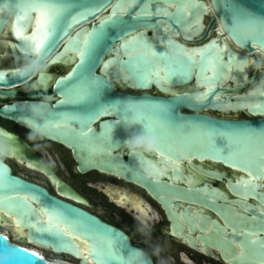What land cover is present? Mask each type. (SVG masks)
Listing matches in <instances>:
<instances>
[{
	"label": "water",
	"instance_id": "obj_1",
	"mask_svg": "<svg viewBox=\"0 0 264 264\" xmlns=\"http://www.w3.org/2000/svg\"><path fill=\"white\" fill-rule=\"evenodd\" d=\"M16 2L17 0H0V3L10 5H14ZM75 2L86 6L104 4L106 7L101 8L94 16L88 17L78 25H73L68 30V35L63 39L58 36L53 38L56 41V46L47 55V58L52 61L48 68L55 65L65 67L67 73L56 79L64 80L65 87H70L79 82L78 75L69 76V73H72L73 69L80 63V58L74 56L72 52L61 56L70 43L71 38L77 36L78 33L85 29L91 30L99 24L101 19L112 13L114 5L125 2V0H75ZM146 2L149 3L153 15L137 17V13ZM184 2L185 0H134L131 6L123 13L121 19L133 25L136 32L143 33L144 39L151 43L157 51L166 50V41L170 36L177 45L184 49L198 50L215 42L220 48L224 49L221 53V60L225 63L228 61L229 52L238 60L247 61L243 72L233 69L223 79H217L209 90L204 77H213L215 73L211 69L205 70L207 65L195 63L186 76L172 77L167 83H158L153 80L150 83L138 84L136 77L140 70L129 66L127 63L129 56L124 49L120 48L117 50L118 45L121 43L118 39L119 30L109 27L106 29L107 39L96 49L90 60L91 75L104 82L99 95L91 102L58 104L57 101L63 97L60 95L61 86L57 85L55 80L53 95L46 97L49 102L54 101L53 105L48 102L52 112L51 119L60 121L61 116L59 114H65L76 119L69 120L67 127L54 128L43 137L69 148L73 153L79 173L98 171L115 175L144 188L167 212L168 218L172 223L174 237L186 242L192 249L210 254L209 247L213 249L221 248L225 253V261L230 264H264V251L261 250L259 243L246 246L244 249L247 253L246 259H236L235 257L241 256L242 249L239 247L240 253L238 254L230 239L224 235L225 230L219 223L208 215L198 212L193 215L192 212L194 209L192 206H197L210 212L221 214L226 225L230 224L235 230L239 231L244 229L245 233L249 231L256 233L255 238L258 241H264V230H262L264 229V206H262L264 201L261 199L264 196V180L253 177L256 184L255 193L245 196L242 185L250 182L248 179L250 173L225 163L216 152L217 149L224 147L225 151H232L239 155V149L243 150L244 146L229 145L227 139L224 141L216 139L209 141L193 127V125L204 123L224 132L252 129L259 133L260 130H264V112L250 110L245 107V105L264 103V95H260V92L264 91V49L258 44L254 46L251 40L240 44L229 34L226 26L231 27V14L222 6V0H194L195 3L201 5L200 28L198 31L193 29L190 32H185V26L192 20L191 13L196 10L190 9L189 14L182 18L179 14L178 5ZM234 2L256 17H264V0H234ZM169 4L172 6L169 7ZM157 7L166 8L168 15H156L155 9ZM80 10L82 9H75V11ZM35 15L34 12L30 13L23 22L17 25V28L30 35L32 28L35 27ZM15 19V14L11 16L0 15V36L9 34L13 38L7 44V53L11 61L8 63L7 68L0 69V72L5 73V80L0 82V97L11 99L16 98V92L14 90L4 91V89L13 88L29 80L28 78L21 79L10 75L14 69L20 67L28 60L24 59V55L21 52L24 41L14 35L12 23ZM58 31L62 32V27ZM29 55L32 58L31 54ZM200 59V56L195 57L197 62ZM252 64H254L255 70ZM46 76L49 79L45 83L38 84L36 81L38 85L44 87V91L48 89V82L54 78L53 75L47 73ZM161 76H163V73H161ZM116 86L121 90L128 89L141 94L134 96L118 93ZM35 90H37L36 87H32L30 92L32 93ZM151 90H155L160 96L149 94ZM203 93H206V97L201 101H197L196 97ZM250 93L255 94L250 95ZM36 97V95H31V98ZM117 100L137 101L140 104L141 111L144 110L145 106L149 108L154 105L168 106V111L166 114H162V119L170 123V131L174 137L176 147L183 149L179 153V158L176 159L174 168L168 167L162 175L153 178L152 167L145 174L146 165L142 164L137 156L128 153L127 160L125 159L124 149L127 148L124 144L125 141L134 132H142L143 128L141 124H137L134 128L127 129L121 118L124 114L122 111L116 113L102 110L103 106H108ZM32 103L40 102L24 101L6 105L0 108V117L28 129L20 117L26 114L23 106ZM210 111L223 114L240 112L246 116V119L216 118L208 114ZM130 115L131 113H129ZM89 117L91 118L89 119ZM81 121H85L86 126ZM108 126L113 128L112 141L111 136L109 138L111 147H106L103 140L100 139ZM81 129L88 132V135L81 136ZM89 129L91 130L90 132L88 131ZM0 130L6 131L1 127ZM14 137L16 138V147L18 149L22 148L21 143L23 144L24 142L16 136ZM162 142L165 145L173 143L169 138H164ZM26 148L29 149L28 147ZM254 150L260 153L264 150V144L258 142L254 146ZM146 154L151 157L156 156L157 163L148 159ZM143 155L156 168H161L167 163L156 153H145ZM220 155L222 156L223 153ZM13 156L18 158L17 152ZM219 165L223 168V173H219L217 170ZM0 168H7L8 175L21 184L28 185L44 193L46 203L62 206L57 207L56 210L58 212L66 215L65 209H73L83 216L90 217L105 228L120 233L124 237V244L128 249L139 252V259H142L144 264H153L146 253L132 246L128 236L121 230L103 223L100 219L82 209L50 196L45 189L14 176L11 169L3 161L0 162ZM225 169L233 172L231 177L226 175ZM213 179L224 180L226 182L225 187L234 199H229V196L224 191L213 186L211 183ZM52 180L54 179L52 178ZM2 195L3 190H0V196ZM181 204H187L188 206L184 208ZM230 205L237 206L239 209L251 214V217L235 211ZM33 207H40V205L34 203ZM179 208H181L180 214L177 213ZM5 209L6 205L0 204V213L6 214ZM13 217L15 218V216ZM181 217L189 230L188 233L181 224ZM15 225L23 232L22 235L16 238L18 244L11 243L9 238L0 232V239L4 240L10 248L26 249L29 253H32L33 251L24 248L23 245L27 243L34 244L44 248H51L56 254L69 255L79 261V264H85L83 257L87 256L88 252L84 245L80 246L81 254L77 255L71 251L61 250L54 239L47 233L41 236L42 242H31L30 230L24 225L18 227L16 219ZM15 225L13 223V226ZM208 227H211V232L202 235L200 232H203ZM189 233L196 234V239ZM233 239L239 246L241 241L244 240V236L234 235ZM74 243H79V241ZM87 243L88 246L91 245V241ZM103 244L104 240L98 238L97 245L103 246ZM199 244H201V247ZM120 254L124 256V251L122 250ZM37 257L43 258L42 264H48V261L42 255L37 254ZM89 261L90 264H96V261L90 256ZM0 264H8V257L2 251H0ZM113 264H116V262H113ZM133 264H138V260L134 261Z\"/></svg>",
	"mask_w": 264,
	"mask_h": 264
},
{
	"label": "snow or ice",
	"instance_id": "obj_2",
	"mask_svg": "<svg viewBox=\"0 0 264 264\" xmlns=\"http://www.w3.org/2000/svg\"><path fill=\"white\" fill-rule=\"evenodd\" d=\"M132 2L134 0H125V2L114 5L112 13L101 19L98 25L91 30L85 29L78 33L77 36L71 38L70 43L61 56L72 52L74 56L80 58V63L73 69L72 73H69V76L78 75L79 82L70 87H65L64 80H56V84L61 86L60 95L63 97L57 101L58 104L91 102L99 95L104 82L91 75L90 60L96 49L107 39L106 29L109 27L119 30L118 39L121 43L118 45L117 50L120 48L124 49L129 56V61L127 62L129 66L140 70L136 77L138 84L150 83L153 80L158 83H167L172 77L186 76L192 65L199 63L207 65L205 70L211 69L215 73L213 77H204L207 81V88L210 90L217 79H223L233 69L240 72L245 70L247 61L238 60L231 52L228 53L227 63L222 61L221 53L224 49L220 48L215 42L198 50L184 49L177 45L170 36L166 41L165 51L155 50L153 45L144 39L143 33L136 32L133 25L121 19V16L131 6ZM171 6L169 4V7ZM222 6L231 14V27L226 26L229 34L240 44L251 40L254 46L258 44L264 49V17L252 15L235 3L234 0H222ZM103 7H106V5L86 6L75 2V0H26V10L18 12L15 21L12 23L14 35L24 41V46L21 48L24 59H29V54L31 53H43L47 56L56 46L54 37L58 36L63 39L68 35V30L73 25H78L88 17L94 16ZM78 8L82 10L75 11ZM178 8L182 18L189 14L190 9L196 10L191 13L192 20L187 23L184 31L190 32L193 29L198 31L202 14L200 11L201 5L195 3L194 0H185L184 3L178 5ZM33 12L36 14L35 27L32 28L29 35L18 29L17 25ZM155 14L167 16L168 12L164 7H157ZM151 15H153V12L150 10L148 2L137 13V17H149ZM61 27L62 32L58 31ZM196 56L201 57L200 61L197 62L195 60ZM161 73H163V76H161ZM10 75L20 78L17 68ZM48 79V76H44L37 83L43 84ZM4 80L5 73L0 72V82ZM254 94L250 93V95ZM260 95H264V91H261ZM205 97L206 93H203L197 96L196 99L201 101ZM27 106L28 104H25L23 108ZM245 107L250 110L264 112V103L245 105ZM102 110L119 113L118 105L114 103L103 106ZM167 111V105H154L151 108L145 106L144 110L131 113L130 116L129 113H124L121 116L124 122L138 119L139 123L143 125L142 131L145 134L155 133L158 135L159 148L156 154L167 162L163 167L156 168L143 154H137L142 164L152 167L153 178L162 175L168 167L174 168L176 159L179 158V153L183 151L182 148L178 149L174 143V137L170 131V123L162 119V114H166ZM59 115L61 116L60 121L50 118L53 128L67 127L69 120L76 119L65 114ZM81 123L86 126L85 121H81ZM193 127L209 141L213 139L224 141L227 139L229 145L244 146L243 150L239 149V155L232 151H225L224 147L217 149L216 152L225 163L250 173L248 177L250 182L242 185L243 193L245 196L254 194L256 184L253 177L264 180V150L260 153L254 150V146L258 142L264 144V130H260L259 133L252 129L224 132L204 123L193 125ZM112 130L113 128L108 126L100 137L106 147H111L109 138L111 136L112 141ZM88 131L90 132L91 130L89 129ZM80 135L86 136L88 132L81 129ZM164 138L171 139L173 143L163 144ZM9 141L14 146V151L18 152L16 138L9 137ZM221 153H223L222 156L220 155ZM0 190H3V195L0 196V204L6 205V214L15 216L18 227L24 225L30 230L31 242H42L41 236L47 233L54 239L61 250L71 251L77 255L81 254L80 246L84 245L88 252V255L83 257L85 264H90L89 256L96 261V264H113V262H116V264H133L134 261L139 260L140 253L128 249L124 244V237L120 233L105 228L90 217L83 216L73 209H65L66 215L58 212L56 210L57 207L62 206L46 203L44 193L13 179L8 175L7 168H0ZM261 199L264 201V196ZM34 203H38L40 207H33ZM241 235L244 236V240L239 245L242 249V254L239 257H235L236 259L244 260L247 258V253L244 249L248 244L259 243L261 250L264 251V241H258L255 238L256 233L249 231L241 233ZM98 238L104 240L103 246L97 245ZM75 241H79V243H74ZM88 241H91L90 246H88ZM122 250L124 251V256L120 254ZM0 251L8 257V264H42L43 258H38L35 252L29 253L26 249L10 248L2 239H0Z\"/></svg>",
	"mask_w": 264,
	"mask_h": 264
},
{
	"label": "flooded vegetation",
	"instance_id": "obj_3",
	"mask_svg": "<svg viewBox=\"0 0 264 264\" xmlns=\"http://www.w3.org/2000/svg\"><path fill=\"white\" fill-rule=\"evenodd\" d=\"M9 40H13L9 34L0 36V69L7 68L8 63L11 61L7 53ZM252 67L255 70L254 64H252ZM66 73L65 67L61 65L48 68L47 74L53 75L54 78L48 82V89L46 91H44L42 85L36 83V77H32L23 84L13 88L4 89V91L14 90L16 98L0 97V108L6 105H13L17 102H43L45 99L47 100V96L53 95L55 80ZM33 85H35L37 90L31 93L30 89ZM116 91L134 96L141 94L128 89L121 90L118 86H116ZM149 94L160 96L155 90H151ZM31 95H36L37 97L31 98ZM49 103L53 105L54 101H50ZM208 114L216 118L246 119V116L240 112L223 114L210 111ZM0 119L15 126L8 128L0 123L2 129L13 133L14 136L24 142L23 144L21 143L22 148L17 152L18 158L11 156L3 160L11 169L14 176L45 189L50 196L82 209L97 217L103 223L121 230L128 236L132 246L146 253L151 258L153 264H230L225 261V253L221 248L213 249L209 247L210 254H207L203 251L192 249L189 244L174 237L172 223L168 218L167 212L141 186L115 175L100 173L98 171H90L84 174L79 173L77 171V163L69 148L44 137L29 140L27 136L30 130L13 121L5 120L1 117ZM128 153V149L125 148L124 157L126 160ZM146 157L157 163L156 156L151 157L146 154ZM222 169L220 165L217 168L219 173H223ZM224 171L228 177H231L233 174L229 169H225ZM169 173L171 174V172ZM211 183L213 186L224 191L229 196V199H234L225 187L226 182L224 180L213 179ZM181 205L184 208L188 206L187 204ZM192 207L194 208L192 211L193 215L195 212H198L216 220L225 230L224 235L230 239L237 253H240V248L235 239H233V236L245 233L244 229L239 231L235 230L230 224L226 225L221 214L213 213L197 206ZM230 207L247 217H251V214L246 213L235 205H230ZM180 211L181 208L177 209L178 214H180ZM180 221L188 233L189 230L182 217ZM10 222L15 225V218L13 216L0 213V228ZM210 232L211 227H208L200 233L206 235ZM189 235L194 239L197 237L196 234L189 233ZM6 236L11 243L18 244L16 238L7 234ZM25 245L29 246L28 244ZM199 246L201 247V244ZM34 247H38V245ZM44 249H48V253L52 256L59 255V258L67 257L74 264H79V261L69 255L56 254L51 248Z\"/></svg>",
	"mask_w": 264,
	"mask_h": 264
},
{
	"label": "clouds",
	"instance_id": "obj_4",
	"mask_svg": "<svg viewBox=\"0 0 264 264\" xmlns=\"http://www.w3.org/2000/svg\"><path fill=\"white\" fill-rule=\"evenodd\" d=\"M22 10H26V0H17L14 5L0 3V15L11 16L15 14L16 16ZM31 57L18 67L17 71L21 79L36 77L37 82H39L42 80V77L46 76L47 69L52 61L43 53H31ZM114 104L118 105V111H122L123 113H137L141 111L140 104L137 101L117 100ZM25 111L26 114L22 115L20 119L30 130L27 139L33 140L43 137L54 129L50 120L52 112L46 99L40 103L28 104ZM124 123L127 129H132L137 124H140L138 119H131ZM9 137H14V134L0 130V162L15 154L14 146L10 143ZM124 144L129 153L134 156H137V154L156 153L159 148V137L155 133L134 132ZM150 168V165H146L144 169L145 174L149 172ZM138 264H144V261L139 259Z\"/></svg>",
	"mask_w": 264,
	"mask_h": 264
},
{
	"label": "bare ground",
	"instance_id": "obj_5",
	"mask_svg": "<svg viewBox=\"0 0 264 264\" xmlns=\"http://www.w3.org/2000/svg\"><path fill=\"white\" fill-rule=\"evenodd\" d=\"M1 228L4 231H7V232H3L4 234L6 233L7 235H11L14 238H18L23 233L16 226H13L12 222L8 223L7 226L3 225ZM28 245L29 246H26V245H23V246L26 247L27 249L39 254V255H42L45 258V260L48 261V264H70V263L61 261L59 259V255H57V256L50 255V253H48V249H44V247H41V246L34 247V246H37V245H34V244H28Z\"/></svg>",
	"mask_w": 264,
	"mask_h": 264
},
{
	"label": "rangeland",
	"instance_id": "obj_6",
	"mask_svg": "<svg viewBox=\"0 0 264 264\" xmlns=\"http://www.w3.org/2000/svg\"><path fill=\"white\" fill-rule=\"evenodd\" d=\"M0 123L2 124V125H4V126H7L8 128H10V126H13L11 123H9V122H7V121H3V120H1L0 119ZM13 127H15V126H13ZM0 231L1 232H7V231H4L2 228H0ZM6 234V233H5ZM19 246H21V245H19ZM24 248H26V247H24ZM61 261H64V262H67V263H70V264H74V262L72 261V260H70L69 258H67V257H61V258H59Z\"/></svg>",
	"mask_w": 264,
	"mask_h": 264
},
{
	"label": "built area",
	"instance_id": "obj_7",
	"mask_svg": "<svg viewBox=\"0 0 264 264\" xmlns=\"http://www.w3.org/2000/svg\"><path fill=\"white\" fill-rule=\"evenodd\" d=\"M1 232V231H0ZM1 233H3V232H1ZM4 234V233H3ZM6 235V234H5Z\"/></svg>",
	"mask_w": 264,
	"mask_h": 264
}]
</instances>
